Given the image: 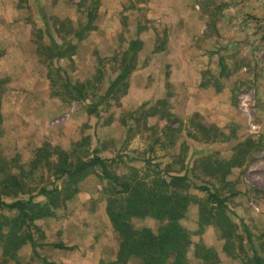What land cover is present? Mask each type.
I'll use <instances>...</instances> for the list:
<instances>
[{
	"label": "rangeland",
	"instance_id": "rangeland-1",
	"mask_svg": "<svg viewBox=\"0 0 264 264\" xmlns=\"http://www.w3.org/2000/svg\"><path fill=\"white\" fill-rule=\"evenodd\" d=\"M148 1L130 0L128 7L123 6L116 22L114 18L98 14L94 22L95 30L80 42L76 35L70 34L73 28L78 31L84 28L86 7L79 9L80 0H48V13H42L45 15L40 25L34 20L39 4L33 0L18 1L19 11L31 26L33 57L52 77L51 92L59 93L68 105L76 103L75 110L85 113L82 114L81 126H75V120L79 122V118L71 120L68 132L57 138L59 143L45 142L34 149L31 143L28 144L35 136L33 131L28 133L26 139L20 136V148L6 149L0 143V178L9 173L17 174L25 184L26 189L23 190L34 192L36 201L45 202L46 197L38 193L39 189L61 187L66 181L65 177L59 179L54 175L60 161V156L55 153L57 149L73 152L69 159L74 164L89 159L93 150L97 149L101 157L109 160L110 170L120 177L137 175L138 178L154 180L179 172L184 167L191 168L205 155L218 154L221 159L229 158L234 145L247 137L261 136L264 141V0H193L194 3L190 5V11L197 10L198 16V19L190 22L191 27L194 25L196 28H193L200 31L195 41L198 44L206 43L215 51L220 49L215 68L205 69L203 75L204 78L217 76L218 85L228 89L229 110L222 116L223 122L211 121L209 115L201 112L191 115L180 111L172 113L171 107L174 108L180 100L169 96V82L166 83L167 95L155 102L141 97V94H136L129 103L122 101L125 94L120 93L101 99L110 82L120 72L133 40L141 39L143 42L137 54L138 59L140 55L145 60L139 63L144 61V64H149L154 61L155 49L162 48L168 39L167 23L149 19L150 27H141L138 19L130 17L136 10H144V13L154 10L150 6L140 7ZM103 9L109 11L110 4ZM47 28L59 42L64 38L70 39L78 47L69 60H53L50 67L47 64L51 61H46L45 56L37 50L43 43L50 42ZM14 40L13 35L0 34V54ZM27 53L29 55V50ZM187 55L194 59L193 52ZM58 66H65L68 74L57 69ZM162 73L169 75V66ZM156 74L155 69L147 75L148 85L152 86L157 81ZM66 76L76 85H86V100L72 99L68 92L75 97L77 95L66 85ZM0 82L7 83V78H0ZM135 102H144V105L135 107ZM96 103L101 117L92 119L89 110ZM193 121L221 129L228 140L199 141L187 136L188 130L194 134L198 132ZM111 123L116 124L112 126ZM47 154L49 163L45 156ZM39 159L41 163L35 167L33 162ZM90 172L79 182V192L66 208L58 210L55 217L37 221L40 228L35 231L36 249L31 245L26 246L22 250L25 255L22 260L12 264H41L47 256L59 257L61 250H55L56 247L52 245L59 242L70 244L69 249H64L70 254L66 256L68 264H83V260L84 264H98L99 255H103L106 261L115 259L119 235L106 211L114 186L103 177L98 167ZM199 173L197 171L193 179L195 184L191 192L204 198L208 194L201 187L211 184L206 183L207 177H199ZM229 179L233 193L226 192L225 196L233 221L239 225L244 222L258 236V242L264 243V149L256 153L247 167L234 168ZM18 198L28 199L29 193L19 194ZM77 202L81 206L75 207ZM0 212L8 213L6 210ZM133 221L138 226L146 224L153 231L166 223V220L159 221L152 217ZM182 223L192 233L193 245L187 253V264H242L239 258H233L225 251L227 239L217 222L206 224L202 232L197 233L198 206L194 205L188 211ZM197 244L212 248L216 253L215 259L204 261L195 256ZM232 251L238 253V248ZM0 264H4L1 256ZM133 264L142 263L137 259Z\"/></svg>",
	"mask_w": 264,
	"mask_h": 264
},
{
	"label": "trees",
	"instance_id": "trees-1",
	"mask_svg": "<svg viewBox=\"0 0 264 264\" xmlns=\"http://www.w3.org/2000/svg\"><path fill=\"white\" fill-rule=\"evenodd\" d=\"M100 6L101 0H80L79 9L86 7L84 28L81 31L73 28L70 33L76 35L79 42L86 38L90 31L95 30L94 22L98 17ZM59 23L63 24V21L59 20ZM46 34L50 39L49 44L43 43L37 50L45 56L46 61H51L47 67L52 65L53 60H69L75 54L78 48L77 43L66 38L59 42L48 28ZM142 46L141 39L133 40L129 51L126 52L120 72L110 82L101 99L110 94L116 96L119 93L121 95L127 93L129 78L137 67V53L142 49ZM159 48L155 50L157 51ZM57 69L63 70L61 66H58ZM49 77L52 79L51 75ZM65 79L66 85L77 95L75 97L68 92L72 99L86 100L88 98L84 83L78 84V86L72 83L68 76ZM97 107L98 103L94 104L89 113L98 114ZM149 115L152 116V114ZM192 123L197 127L198 132L194 134L188 130L187 136L189 137L199 141L228 140L222 130L215 126H204L195 123V121ZM263 149L264 141L261 136L258 138L247 137L234 145L229 158L221 159L218 154L205 155L199 158L191 168L184 167L179 172L169 173L165 177L159 176L154 180L138 178L137 175L127 178L120 177L110 170L109 160L101 157L97 153V149L93 150L89 159H82L78 164H74L69 159L73 152L57 149L55 153L60 156V161L55 167L54 175L59 179L65 177L66 181L61 187H41L38 193L46 197L45 202L36 201L32 191L25 192L23 190L26 189L25 184L17 174L9 173L0 178V210L8 212L7 214L0 212L1 256L15 260L18 251L27 243H31L33 249H36L35 231L40 228L37 221L55 217L58 210L66 208L68 202L78 194L79 182L89 175L92 169L98 167L103 177L114 186L112 196L108 199L106 211L114 230L119 235L115 259L109 261L103 259L100 264H133L137 259L142 264H187V253L193 245L192 233L182 223V220L194 205L198 206L199 210L197 233L202 232L206 224L217 222L227 239L224 249L228 254H231L233 258H239L242 264H264V243L258 242V236L244 222L239 225L233 221L225 196L226 192L233 193L229 179L232 170L247 167L253 161L256 153ZM40 154L44 155L42 152ZM45 156L49 163V154ZM40 163V159L33 162L35 167ZM197 171L200 172L199 177H207L208 182L206 183L211 184V186L201 187L208 194L204 198L191 192ZM24 193H29L28 199L18 198L19 194ZM10 212L11 214H9ZM149 217L159 221L166 220V223L160 226L157 231H153L146 224L138 226L133 221ZM240 229L241 232H239ZM52 245L60 249L70 248L63 242ZM195 247V256L204 261L215 259L216 253L212 248L201 244H197ZM237 248L238 253L232 251ZM42 264L59 263L44 259Z\"/></svg>",
	"mask_w": 264,
	"mask_h": 264
},
{
	"label": "crops",
	"instance_id": "crops-1",
	"mask_svg": "<svg viewBox=\"0 0 264 264\" xmlns=\"http://www.w3.org/2000/svg\"><path fill=\"white\" fill-rule=\"evenodd\" d=\"M18 1L0 0V34L13 35L15 38L12 44L3 49L4 53L0 54V78H7V83H3L4 85L0 83V143H3L6 149L20 148L22 144L20 136H25L26 139L28 133L33 131L35 136L32 142L28 141V144L31 143L32 147L37 149L45 142L59 143L60 140L57 138L68 132L71 120L79 118V122L75 120L77 122L75 126H81L80 121L85 112L75 110L76 103L68 105L65 99L51 92L52 79L33 57L34 46L30 43L31 26L19 11ZM34 1L39 4L34 13V20L40 25L45 15L42 13H48L46 9L48 0ZM101 2L103 5L99 9L100 16L105 14V17L114 18L115 22L121 15L123 6L128 7L130 4V0H101ZM193 3V0H149L140 7L150 6L154 10L147 13H144V10H136L130 15L138 19L141 27H150L149 19L167 23L165 29L169 36L162 48L154 50L156 53L153 62L139 63L144 59L139 55V65L137 64L130 76L129 89L122 101L129 103L136 94H141V97L151 102L158 101L167 95L166 83L169 82L171 86L169 96L180 100L179 103H175L174 108L171 107L172 113L178 111L187 115L195 112L206 113L211 121L220 123L223 122L224 113L229 110L228 89L218 85L217 76L204 78L203 75L205 69L215 68L220 49L215 51L216 49L207 46L206 43L198 44L195 41L200 31L196 30L194 25L195 28L190 26L192 20L198 19L197 10L190 11V5ZM107 4H110V9L106 12L103 8ZM189 52H193L194 59L187 55ZM167 66H169V75L164 76L162 72ZM62 68L67 71L65 66ZM155 69L157 81L150 86L147 75ZM142 103L135 102L133 105L138 107ZM97 113L92 114L91 118L101 117L98 110ZM111 124L115 126L116 123ZM79 206L81 204L77 202L75 207ZM28 245L31 243H27L18 251L15 260L2 257L1 252L0 256L4 264L22 260L25 256L22 250ZM66 245L70 244L66 243ZM55 250H61L58 252L61 256H47L46 260L68 264L69 260L66 256H70L69 252L64 249ZM64 255L65 257H62ZM103 257V255L98 256V264ZM82 263H85L84 260Z\"/></svg>",
	"mask_w": 264,
	"mask_h": 264
}]
</instances>
